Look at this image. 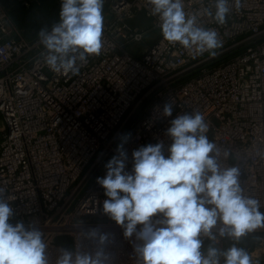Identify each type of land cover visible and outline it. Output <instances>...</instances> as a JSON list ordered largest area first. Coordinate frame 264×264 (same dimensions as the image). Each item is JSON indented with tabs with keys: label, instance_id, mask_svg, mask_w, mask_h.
<instances>
[{
	"label": "built area",
	"instance_id": "1",
	"mask_svg": "<svg viewBox=\"0 0 264 264\" xmlns=\"http://www.w3.org/2000/svg\"><path fill=\"white\" fill-rule=\"evenodd\" d=\"M36 1L0 0V199L13 209L12 224L43 233L48 259L55 263L61 248L94 251L98 245L84 234L96 229L110 234L105 247L114 264H137V241L103 212L108 197L97 177L106 175L128 133L126 171L141 146L163 142L167 155L171 121L196 111L205 116L220 167L239 168L243 194L264 213V0H240L239 9L228 0L222 25L214 19L217 0H183L198 27L218 33L216 54L243 42L205 63L207 52L194 57L161 34L145 41L148 27L132 22L138 13L160 29L147 0H104L102 52L77 61L75 76L50 70L39 34L29 37L14 23L12 3L29 8ZM169 102L173 111L166 117ZM249 234L257 237L246 249L252 264H264V227ZM61 235L73 246L59 243ZM228 240L218 236V248L227 250ZM232 241L241 248L240 240Z\"/></svg>",
	"mask_w": 264,
	"mask_h": 264
},
{
	"label": "clouds",
	"instance_id": "2",
	"mask_svg": "<svg viewBox=\"0 0 264 264\" xmlns=\"http://www.w3.org/2000/svg\"><path fill=\"white\" fill-rule=\"evenodd\" d=\"M103 3L61 0L59 22L50 32L39 33L46 49L41 55L50 70L75 76L80 72L77 61L82 65L101 54ZM147 3L169 44H178L194 57L206 52L214 57L222 47L215 30L198 27L196 16L185 12L183 0ZM235 4L239 9L240 0ZM229 11L228 0H217L216 22L224 24ZM172 111V103H165L163 115L170 117ZM208 127L199 111L178 116L166 131L172 140L168 154L163 142L141 146L132 152L131 172L126 171L124 147L131 134H125L117 145L118 155L105 165L106 175L97 177L108 197L103 212L123 228L126 239L137 241L133 245L137 264H221V257L223 264H252L249 253L235 244L227 250L210 245L206 253L202 251V236L213 244L218 236L239 242L264 227L259 201L243 194L239 168L220 167L218 149L206 135ZM12 216V207L0 199V264H49L43 233L23 222L12 224ZM84 235L96 242L95 250L61 248L55 264H114L105 247L109 233L91 229Z\"/></svg>",
	"mask_w": 264,
	"mask_h": 264
},
{
	"label": "rangeland",
	"instance_id": "3",
	"mask_svg": "<svg viewBox=\"0 0 264 264\" xmlns=\"http://www.w3.org/2000/svg\"><path fill=\"white\" fill-rule=\"evenodd\" d=\"M37 4V3H36ZM37 8L34 10H30L29 13H26L27 19L23 21V24H19L14 19V23L20 29L21 32L25 33L29 37H35L40 33L41 30H48L56 20L59 19V12H57V8H54L53 4L40 5L37 4ZM56 9V10H55ZM133 23L139 24L144 27H148V32L145 41L151 42L157 36L161 34L160 29L151 27V20L144 14L138 13L137 17L132 20ZM257 237L255 234H247L240 239V247L243 249H247L249 246L254 247L256 245ZM59 243H64L69 246H73L71 243V237L68 235H61L57 238ZM233 244L232 240H228L225 242L226 249L230 248ZM212 245L218 248L217 244H213L209 239L203 240L202 251L207 252V248Z\"/></svg>",
	"mask_w": 264,
	"mask_h": 264
},
{
	"label": "trees",
	"instance_id": "4",
	"mask_svg": "<svg viewBox=\"0 0 264 264\" xmlns=\"http://www.w3.org/2000/svg\"><path fill=\"white\" fill-rule=\"evenodd\" d=\"M39 3L40 5H48V4H53L54 8H57V12L60 11V5H61V0H37L36 2L33 3V5L29 8L23 7L20 4L16 3H12L11 7H10V14L12 19H14L16 22H18L20 25L23 24V21H25V19H27L26 17V13H29L30 10H34L35 8H37V4ZM59 20V19H58ZM58 20H56L55 22H57Z\"/></svg>",
	"mask_w": 264,
	"mask_h": 264
},
{
	"label": "water",
	"instance_id": "5",
	"mask_svg": "<svg viewBox=\"0 0 264 264\" xmlns=\"http://www.w3.org/2000/svg\"><path fill=\"white\" fill-rule=\"evenodd\" d=\"M242 44H243V42L240 43V44L235 45L234 47H231V48H228V49H226V50H223V51L217 53L214 57H213V56L209 57V58L206 59L203 63H205V62H209V61H212V60H214V59H216V58H219V57H221V56H223V55H226V54H228L229 52H231L232 50H234V49L238 48L239 46H241ZM196 68H197V66H192V67H190V68L184 70L182 73H180L179 76H183V75H186V74H188V73H191V72L194 71Z\"/></svg>",
	"mask_w": 264,
	"mask_h": 264
},
{
	"label": "bare ground",
	"instance_id": "6",
	"mask_svg": "<svg viewBox=\"0 0 264 264\" xmlns=\"http://www.w3.org/2000/svg\"><path fill=\"white\" fill-rule=\"evenodd\" d=\"M52 259H53V258H50V259H49V264H55V263L53 262Z\"/></svg>",
	"mask_w": 264,
	"mask_h": 264
}]
</instances>
